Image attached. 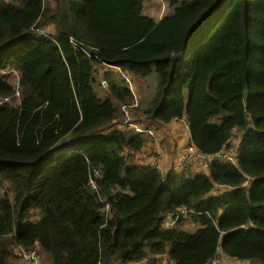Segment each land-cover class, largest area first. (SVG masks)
Masks as SVG:
<instances>
[{"label":"trees","instance_id":"trees-1","mask_svg":"<svg viewBox=\"0 0 264 264\" xmlns=\"http://www.w3.org/2000/svg\"><path fill=\"white\" fill-rule=\"evenodd\" d=\"M147 1L0 0V99L14 96L1 72L19 75L17 105H0V264L17 246L41 264H208L219 251L264 264V0H170L158 21ZM45 24L53 34L32 32ZM115 69L151 81L137 124L186 119L204 155L241 133L235 163L191 177L135 165L149 137L120 128L132 95Z\"/></svg>","mask_w":264,"mask_h":264},{"label":"built area","instance_id":"built-area-1","mask_svg":"<svg viewBox=\"0 0 264 264\" xmlns=\"http://www.w3.org/2000/svg\"><path fill=\"white\" fill-rule=\"evenodd\" d=\"M32 32L38 33L40 35H44L46 33L42 29V27L33 28ZM115 70L119 73L121 78L127 84L128 89L132 95V98L128 103L123 104L119 107L120 112H121L120 128L125 129L126 131H129V132H132L133 134L146 135L151 139L152 144H151L150 149L147 150L148 157H147L146 165L153 168L162 177H166V176H170V175H174V174L187 171L191 167L195 168L197 170V173H206L211 163L215 161H225V162H230L233 164L235 163L234 153L229 154L226 151H220L213 155H204L201 152H199L194 147L192 142L190 141V133L188 130L186 119H182L180 121H182L181 124L184 129V136L186 138V142H185V145L178 151L177 157L173 163V166L170 172L165 170L162 166L163 153L161 152V145H162L161 143L163 139L161 138V133L155 127H148L145 129L141 127L139 124H137L135 121H133L132 119L133 111L137 108L138 101L133 91L131 79L126 72L120 69H115ZM3 73L2 75H7V76L9 75L11 76L12 73H16V81L12 85L14 88V96L5 97L3 99H0V105L11 104L13 100L18 101L19 99V90H18L19 75L18 73L11 69H7ZM98 177H99L98 173L94 172V175L88 180V185L92 190L96 189L95 179ZM105 211L106 212L108 211V204H105ZM188 212L189 211L186 208H180L174 214L165 215L163 218L162 227L165 229H170L174 227V225L180 218L187 216ZM14 253H15L14 264H41L40 259H39V249L38 248L27 250L23 248L22 246H17L14 249ZM220 253L221 251H219L209 261L208 264H238L240 262H243V261L225 262L223 257L219 256ZM244 263L245 262L241 264H244ZM136 264H144V261L136 263Z\"/></svg>","mask_w":264,"mask_h":264},{"label":"rangeland","instance_id":"rangeland-1","mask_svg":"<svg viewBox=\"0 0 264 264\" xmlns=\"http://www.w3.org/2000/svg\"><path fill=\"white\" fill-rule=\"evenodd\" d=\"M169 1L170 0H150V1H147L144 4V14L147 15V16H149V17H152L156 21L160 20L161 18H163L164 16L168 15L171 12V8L169 6ZM42 29L48 35L49 34H53V31H54L53 27L50 24H45L42 27ZM4 71L5 70H3L1 73H3ZM103 73H104L103 72V69L102 68H98L97 74H96L97 76L95 75L96 80H95V83H93V86H94V88H95V90L97 92V95L99 97H104L105 94H106L105 89L103 88V86L100 85V81L102 80V78L100 76ZM3 74H5V73H3ZM117 74L119 75L118 72H117ZM117 74L114 73V75H116L118 78L119 77L121 78V76L120 75L118 76ZM4 77H6V79L8 80V83L10 85H13V83L16 81V73H12L11 76L10 75L9 76L4 75ZM152 77H154V76H152ZM122 81L124 82V80L121 78V82ZM131 83H132V87H133L134 94L137 97L138 106H139V102L140 101L142 102L143 99L147 98L150 95L149 94L150 87H149V90H148V87H146V83H151V81H148V82L147 81H144L143 83H135V82L131 81ZM17 103H18L17 100H13L12 103H11V105L12 106H15V105H17ZM138 106H137V108H138ZM134 111H133V116H132L133 121H135L134 120V115H135V112ZM120 121H121V112H120V109H119L118 122H120ZM176 123H178V127H179L178 129L180 130V132L182 133V135H184L183 127L181 125L182 121H178ZM240 136H241V133L236 132L235 135L231 138V140L229 141V147H230V150L231 151H229L227 153H229V154H233L234 153L235 148L237 146V143H238V141L240 139ZM195 173L196 172L193 169H189L187 171L182 172L181 174H183L186 177H191ZM217 191H219V190L218 189H215L212 194H215ZM32 213H35V211H33ZM36 218H37V214H35V216H34V219H36ZM183 228H184L185 231L191 232V233H193L194 230H195V226L192 225V223L190 221L184 222ZM219 256H222L223 259L225 260V262H235L236 261V260H233V259H228L227 257H225L224 255H222L221 253L219 254ZM41 259H42V257H41ZM156 259H157L156 264H163V263H165V264H171L166 259V257H164V256H158ZM144 264H148L147 261H144ZM244 264H252V263L246 261Z\"/></svg>","mask_w":264,"mask_h":264},{"label":"crops","instance_id":"crops-1","mask_svg":"<svg viewBox=\"0 0 264 264\" xmlns=\"http://www.w3.org/2000/svg\"><path fill=\"white\" fill-rule=\"evenodd\" d=\"M178 121H172L169 124L161 125L157 127V129L161 133V138L163 139L162 145H161V152L163 153L162 158V166L165 170L170 172L173 163L177 157L178 151L185 145L186 138L180 130L178 129ZM182 125V124H181ZM183 127V126H182ZM184 132V129H183ZM149 141L147 144L142 148V150L135 154L133 163L135 165H146L148 152L147 150L150 149L152 141L150 138H148ZM193 169L196 173L197 170L195 168H189ZM188 169V170H189ZM207 173V172H206ZM219 191H222L223 188H217ZM246 262V261H243ZM243 262H240L238 264H241Z\"/></svg>","mask_w":264,"mask_h":264}]
</instances>
